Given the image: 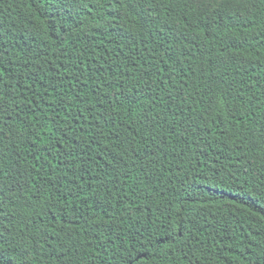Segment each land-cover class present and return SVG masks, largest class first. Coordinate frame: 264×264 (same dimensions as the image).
Wrapping results in <instances>:
<instances>
[{
  "label": "trees",
  "instance_id": "trees-1",
  "mask_svg": "<svg viewBox=\"0 0 264 264\" xmlns=\"http://www.w3.org/2000/svg\"><path fill=\"white\" fill-rule=\"evenodd\" d=\"M0 264H264V0H0Z\"/></svg>",
  "mask_w": 264,
  "mask_h": 264
}]
</instances>
